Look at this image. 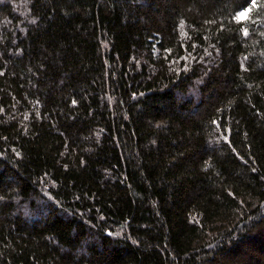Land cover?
I'll return each mask as SVG.
<instances>
[{"label": "trees", "instance_id": "1", "mask_svg": "<svg viewBox=\"0 0 264 264\" xmlns=\"http://www.w3.org/2000/svg\"><path fill=\"white\" fill-rule=\"evenodd\" d=\"M0 264H264V0H0Z\"/></svg>", "mask_w": 264, "mask_h": 264}, {"label": "snow or ice", "instance_id": "2", "mask_svg": "<svg viewBox=\"0 0 264 264\" xmlns=\"http://www.w3.org/2000/svg\"><path fill=\"white\" fill-rule=\"evenodd\" d=\"M253 5H255V0H252ZM251 9H245L244 11H241L240 13L237 14L236 19L238 20H243V19H247L248 17V12Z\"/></svg>", "mask_w": 264, "mask_h": 264}, {"label": "rangeland", "instance_id": "3", "mask_svg": "<svg viewBox=\"0 0 264 264\" xmlns=\"http://www.w3.org/2000/svg\"><path fill=\"white\" fill-rule=\"evenodd\" d=\"M241 11H244V10H241ZM241 11H239L238 13H240Z\"/></svg>", "mask_w": 264, "mask_h": 264}]
</instances>
